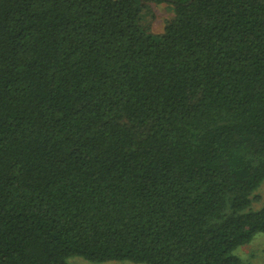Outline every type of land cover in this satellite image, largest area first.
<instances>
[{"label":"trees","instance_id":"16d2710c","mask_svg":"<svg viewBox=\"0 0 264 264\" xmlns=\"http://www.w3.org/2000/svg\"><path fill=\"white\" fill-rule=\"evenodd\" d=\"M263 182L264 0H0V264H250Z\"/></svg>","mask_w":264,"mask_h":264},{"label":"rangeland","instance_id":"374dc122","mask_svg":"<svg viewBox=\"0 0 264 264\" xmlns=\"http://www.w3.org/2000/svg\"><path fill=\"white\" fill-rule=\"evenodd\" d=\"M173 15L172 5L168 2H151L142 14V22L152 34H159L163 31L166 21ZM264 205V182L256 190L251 208L259 209ZM250 264H264V233H258L253 240L234 252ZM69 264H135L127 261H106L101 263L92 262L80 256L69 259Z\"/></svg>","mask_w":264,"mask_h":264}]
</instances>
